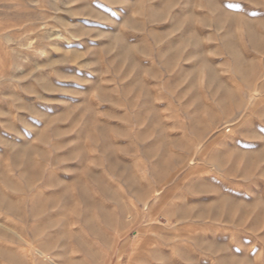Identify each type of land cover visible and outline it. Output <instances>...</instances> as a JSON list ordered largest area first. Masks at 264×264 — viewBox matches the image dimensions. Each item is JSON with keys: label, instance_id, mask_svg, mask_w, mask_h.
I'll return each mask as SVG.
<instances>
[{"label": "rangeland", "instance_id": "374dc122", "mask_svg": "<svg viewBox=\"0 0 264 264\" xmlns=\"http://www.w3.org/2000/svg\"><path fill=\"white\" fill-rule=\"evenodd\" d=\"M1 194L23 264H264V0H0Z\"/></svg>", "mask_w": 264, "mask_h": 264}, {"label": "bare ground", "instance_id": "6f19581e", "mask_svg": "<svg viewBox=\"0 0 264 264\" xmlns=\"http://www.w3.org/2000/svg\"><path fill=\"white\" fill-rule=\"evenodd\" d=\"M235 18V17H234ZM253 32V31H252ZM250 34V33H249ZM252 38H253V36H252ZM255 38V37H254ZM224 39V38H223ZM255 40V39H254ZM231 50H233V49H231ZM230 50V51H231ZM233 54V53H232ZM205 63H207V62H205ZM203 64H204V62H203ZM243 71V70H242ZM242 74V73H241ZM211 75V74H210ZM212 76H213V74H212ZM214 77V76H213ZM215 78H217L216 76H215ZM210 79V78H209ZM214 80V79H213ZM218 80V79H217ZM216 81V80H215ZM219 81V80H218ZM217 81V83H219ZM220 85V84H219ZM202 188H203V186H197L196 188H195V190H198V191H200V190H202ZM7 198L5 197V195H3V194H1L0 195V204H3V203H7V211H10V212H14V207L10 204V203H8L7 202V200H6ZM226 207V206H225ZM219 209V208H218ZM217 211V210H216ZM220 211V210H219ZM218 211V212H219ZM217 213V212H216ZM0 235H3V236H5V233L3 232V231H0ZM208 247V246H207ZM0 255L3 257V259H5V260H7L8 262H11V263H15V264H23V262L21 261V260H19L15 255H13L12 253H10V252H8V251H6L5 249H1L0 248ZM45 257V256H44ZM47 259V258H46ZM242 261V260H241ZM220 263V262H219ZM226 264H227V262H226ZM228 264H230V263H228Z\"/></svg>", "mask_w": 264, "mask_h": 264}]
</instances>
